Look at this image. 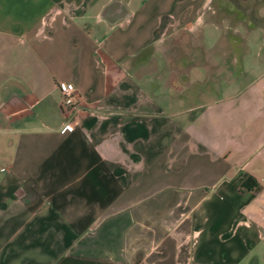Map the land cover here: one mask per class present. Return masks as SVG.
<instances>
[{"label":"crops","instance_id":"0c3cea01","mask_svg":"<svg viewBox=\"0 0 264 264\" xmlns=\"http://www.w3.org/2000/svg\"><path fill=\"white\" fill-rule=\"evenodd\" d=\"M211 2L0 0V264H264V104L206 120L148 53Z\"/></svg>","mask_w":264,"mask_h":264},{"label":"rangeland","instance_id":"374dc122","mask_svg":"<svg viewBox=\"0 0 264 264\" xmlns=\"http://www.w3.org/2000/svg\"><path fill=\"white\" fill-rule=\"evenodd\" d=\"M226 7L230 9L222 10ZM212 8L214 12H211ZM237 23L244 28L238 29ZM256 26L260 29H253ZM210 28L211 36L208 37L207 29ZM253 31L255 35H259V41L255 44L248 43ZM232 39H238L239 45L226 43ZM216 40L220 43L215 45L213 43ZM221 40L226 44L221 45ZM236 48L240 50L239 56L237 52H231ZM148 53L158 62L155 64L161 74L168 72L166 83H172L170 75L173 72L180 74L182 84L188 82L184 75L189 69L196 73V88L206 93H198L191 101L192 107L198 109L195 111L196 115L206 108L207 112L203 117L206 120H215L232 108L244 107L252 110L259 102L264 104V0H212L190 30L179 31L163 45L152 47ZM226 55L228 58L222 61V57ZM206 70L211 79L202 77ZM226 80L232 82L225 84ZM182 108L185 109L186 106ZM213 110H216L217 115H211ZM257 119L263 120L264 113ZM260 138L264 139V132ZM259 149H264V145ZM189 235L182 231L178 244H175L180 258L178 264H186ZM157 248H154V258L166 259V253Z\"/></svg>","mask_w":264,"mask_h":264},{"label":"built area","instance_id":"2783aa9c","mask_svg":"<svg viewBox=\"0 0 264 264\" xmlns=\"http://www.w3.org/2000/svg\"><path fill=\"white\" fill-rule=\"evenodd\" d=\"M57 90L61 96V106L64 109H68L73 112L77 106V95L73 86L70 83H59ZM76 125V122L71 118L65 122V126L72 129Z\"/></svg>","mask_w":264,"mask_h":264}]
</instances>
